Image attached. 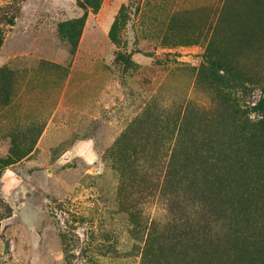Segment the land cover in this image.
<instances>
[{
	"label": "rangeland",
	"instance_id": "374dc122",
	"mask_svg": "<svg viewBox=\"0 0 264 264\" xmlns=\"http://www.w3.org/2000/svg\"><path fill=\"white\" fill-rule=\"evenodd\" d=\"M0 264H264V0H0Z\"/></svg>",
	"mask_w": 264,
	"mask_h": 264
},
{
	"label": "trees",
	"instance_id": "16d2710c",
	"mask_svg": "<svg viewBox=\"0 0 264 264\" xmlns=\"http://www.w3.org/2000/svg\"><path fill=\"white\" fill-rule=\"evenodd\" d=\"M76 1H77L78 6L84 9L85 11L86 10L96 11L100 7L101 0H76ZM252 9L253 11H257V6L256 7L253 6ZM72 24L78 28L81 25L80 22H77V21H74ZM113 29H114V26L112 27V30Z\"/></svg>",
	"mask_w": 264,
	"mask_h": 264
}]
</instances>
